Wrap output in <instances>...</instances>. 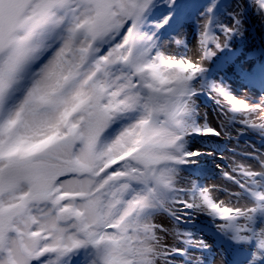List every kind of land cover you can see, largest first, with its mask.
<instances>
[{"label":"snow or ice","instance_id":"obj_1","mask_svg":"<svg viewBox=\"0 0 264 264\" xmlns=\"http://www.w3.org/2000/svg\"><path fill=\"white\" fill-rule=\"evenodd\" d=\"M0 264H264V0H0Z\"/></svg>","mask_w":264,"mask_h":264}]
</instances>
